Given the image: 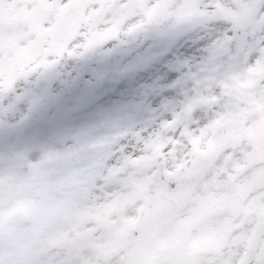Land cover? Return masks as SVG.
I'll return each mask as SVG.
<instances>
[{"label":"rangeland","instance_id":"obj_1","mask_svg":"<svg viewBox=\"0 0 264 264\" xmlns=\"http://www.w3.org/2000/svg\"><path fill=\"white\" fill-rule=\"evenodd\" d=\"M27 4L39 8L34 0H0V29H8L0 34L3 49H9V41L19 43L18 28L49 25L40 15L29 25ZM22 11L26 15L20 17ZM72 50L86 52L79 47ZM10 53L0 57V69L17 76ZM96 53L84 58L85 80L89 68H95ZM35 69L40 70L30 68ZM80 69L81 62L72 65L69 77L78 76ZM154 71L110 74L95 91L69 98L66 109L58 102L52 104L56 108L51 113L43 108L44 119L33 121L38 127L28 132L27 126L0 117L1 132L16 136L12 143L18 154L0 160H7L4 166L13 165L14 171L20 167L13 176L11 167L6 171L0 167V264H93L99 250L128 233L141 205L136 195L156 166L162 163L167 173L183 172L192 160V145L202 151L207 148L213 123L222 119L224 109H231L228 100L198 117L202 126L185 133L186 143L178 146L170 139L155 138L135 157L129 154L104 167L101 158L114 150L121 135L156 119L160 105L175 95L165 77L153 79ZM259 80H264V65L232 84L231 95L247 126L205 169L175 218L154 233L134 260L122 251L107 264H228L234 248L245 239V225L255 220L264 227V132L249 129L264 122V88L255 87ZM36 88L42 93L47 89ZM10 103L6 97L0 108ZM199 103L207 101L200 98ZM49 115L54 118L45 119ZM16 126L22 128V135ZM28 139L36 143L31 151L25 149Z\"/></svg>","mask_w":264,"mask_h":264},{"label":"snow or ice","instance_id":"obj_2","mask_svg":"<svg viewBox=\"0 0 264 264\" xmlns=\"http://www.w3.org/2000/svg\"><path fill=\"white\" fill-rule=\"evenodd\" d=\"M48 2L63 7L69 0ZM110 5L98 30L111 29L114 20L122 22L115 38L105 40L94 51L104 58H116L110 67L114 76L131 74L146 66L158 68L175 95L160 105L156 119L121 135L114 150L101 158L105 168L129 154L135 157L155 138L170 139L178 146L186 143L185 132L202 126L198 117L226 102L237 79H246L264 65V0H110ZM91 6L98 8L99 0H91ZM78 39L82 41V37ZM94 51L62 57L47 71H26L11 84L0 87V101L6 97L11 100L7 107L0 108V113L13 111L20 102H26L29 110L37 108L43 97L37 96L33 87L50 85L53 80V90L72 93L78 81L52 70ZM102 78V72L96 73L88 87ZM255 87L264 88V80ZM200 98L207 103H194ZM14 148L0 153V157L9 156ZM6 163L0 160V167ZM243 233L245 239L234 248L228 264H264V227L253 220L245 225Z\"/></svg>","mask_w":264,"mask_h":264},{"label":"flooded vegetation","instance_id":"obj_3","mask_svg":"<svg viewBox=\"0 0 264 264\" xmlns=\"http://www.w3.org/2000/svg\"><path fill=\"white\" fill-rule=\"evenodd\" d=\"M34 1L39 4V8L30 9L28 15L29 25L33 26L37 21H39L38 15L43 18V23L47 24L50 22L49 25L33 26V28L28 29L22 27L18 28L19 43L17 41L18 39L12 43L9 41L6 43V46H9V49H3V47L0 46L2 49V55L0 54V57L4 56V53L11 51L10 55L13 64L15 65L16 62H19V68H16L18 70L17 78L19 76H23L26 71L31 72V67L39 68L40 71H47L60 61L62 57L80 56L82 53L73 52L72 48L74 47H79L80 49L88 52L90 48L87 45L89 44V46L95 47V50L98 49L105 40L115 38L118 25L122 22L121 19L114 20L113 27L111 29H105L102 31L96 30L97 28H89L92 27L94 22L97 23L99 20L102 21L105 12H107L111 6L110 0H99V3L102 5L91 10L88 6V0H69V3L63 7L53 5L49 3L48 0ZM103 5L105 6L102 8ZM25 12L26 11L20 12V17H22L21 13L25 14ZM74 22L79 23L77 37L65 48H62V41L65 32L67 28H71ZM80 37H82V41L78 39ZM73 41H76V43L73 44ZM70 44L72 45L71 48L69 47ZM16 53L18 54V59L15 61L14 55ZM96 56L100 58L103 57L101 53H98V51ZM84 58L85 57L79 60H68L63 65L54 68L52 71L58 75L69 77L72 75L69 70L71 66L81 62V73L78 72L77 75L79 79L85 78V74H82L85 68L83 67V63L86 64L88 61L84 60ZM70 62H73V64H70ZM5 63L6 62H4V64ZM98 67L101 68V65ZM2 71H4V74H7L9 70L3 69ZM73 77L74 76H72V78ZM55 83L56 81L53 80L49 88L52 95L51 98L54 94L53 86ZM43 88L46 89V86ZM33 92L37 96L44 97L46 90L42 93L38 90V88H36V86H34ZM19 104L21 107H24V110L26 109V106H28L26 102H20ZM32 110L34 111V109Z\"/></svg>","mask_w":264,"mask_h":264},{"label":"water","instance_id":"obj_4","mask_svg":"<svg viewBox=\"0 0 264 264\" xmlns=\"http://www.w3.org/2000/svg\"><path fill=\"white\" fill-rule=\"evenodd\" d=\"M217 154L218 152L214 155ZM195 155V164L183 177H180L178 174L166 176L162 165L158 166L150 182L141 189L140 198L144 203L138 220L129 233L116 246L114 254L125 251L131 257H134L135 254L141 251L152 233L175 213L195 185L199 175L214 157L213 155L209 162L205 163V153L200 154L195 150ZM205 159L207 158L205 157ZM107 259H100L98 264H105Z\"/></svg>","mask_w":264,"mask_h":264},{"label":"bare ground","instance_id":"obj_5","mask_svg":"<svg viewBox=\"0 0 264 264\" xmlns=\"http://www.w3.org/2000/svg\"><path fill=\"white\" fill-rule=\"evenodd\" d=\"M100 4V6L102 5L101 3H99ZM0 54L2 55V49L0 48ZM70 64H73V62H70ZM150 73V72H149ZM163 77H165V75L164 74H162L161 72H160V70L159 71H157L156 73H154V75H153V79H156V78H163ZM150 80H144V83H148ZM71 95V94H70ZM61 99H63V98H61ZM56 103V102H55ZM49 105H50V107L47 109V111H49V113H51L50 111H54L55 110V108L56 107H53V105H52V103H49ZM27 111V112H29V113H31L32 115L31 116H27V115H24V114H22V112L23 111ZM24 110V107H21L20 106V104L18 103L16 106H15V108H14V110L13 111H10V112H8L7 114H3V113H0L1 115H3V117H4V119H6L7 121H9L10 123H13V122H19V123H21L24 127L25 126H27V132L28 131H31L32 130V127L33 128H36V127H38V125L36 124H33L32 122L33 121H35V122H40V121H42L43 119H44V117L42 116V115H36L35 113H33V112H31V110H29V108H28V106H26V109ZM46 111V112H47ZM50 118H54V116H52V115H49L47 118H45V119H50ZM64 119H66V118H64ZM40 124V123H39ZM26 128V127H25ZM25 131H26V129H25ZM15 137H14V135L12 134V133H8V134H4V135H0V142H1V147H0V149H1V151H7L8 149H10V148H12V147H15L14 149H13V151L11 152V154L10 155H12V156H16V155H18V154H16V152H17V148H16V146L13 144L14 142H13V139H14ZM13 142V143H12ZM23 156L24 157H26V155L25 154H23ZM15 164H16V166L17 167H19V166H21V168H23L24 166L22 165V164H20V163H17V162H15ZM41 165V164H40ZM10 167L11 166H4L3 165V168H4V170L6 171V168L7 169H9L10 170ZM19 169H20V167L18 168V170L17 171H19ZM11 170L13 171V173L11 174V176H13V175H16V174H18V173H16L17 171H14V167H13V165H12V167H11ZM54 172V171H53ZM49 174L51 173L50 171L48 172ZM8 174V173H7ZM9 175V174H8ZM48 178V177H47ZM9 181V180H8ZM39 185V184H38Z\"/></svg>","mask_w":264,"mask_h":264}]
</instances>
